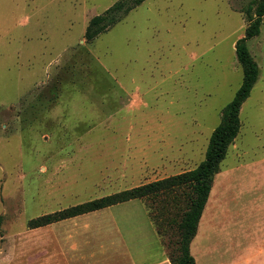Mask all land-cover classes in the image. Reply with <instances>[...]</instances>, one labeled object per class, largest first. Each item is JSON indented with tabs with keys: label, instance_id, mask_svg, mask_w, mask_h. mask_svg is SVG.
Returning a JSON list of instances; mask_svg holds the SVG:
<instances>
[{
	"label": "rangeland",
	"instance_id": "obj_1",
	"mask_svg": "<svg viewBox=\"0 0 264 264\" xmlns=\"http://www.w3.org/2000/svg\"><path fill=\"white\" fill-rule=\"evenodd\" d=\"M116 1L0 0V264L180 254L185 187L29 226L195 168L242 83L250 0H145L88 41ZM248 45L260 74L191 243L197 264H261L248 254L264 250V20Z\"/></svg>",
	"mask_w": 264,
	"mask_h": 264
},
{
	"label": "trees",
	"instance_id": "obj_2",
	"mask_svg": "<svg viewBox=\"0 0 264 264\" xmlns=\"http://www.w3.org/2000/svg\"><path fill=\"white\" fill-rule=\"evenodd\" d=\"M143 1L145 0H117L104 13L95 15L90 20L85 32L86 39L92 41ZM242 11L249 23L245 35L237 40L235 49L238 60L243 67V80L232 100L222 109L220 123L210 136L205 159L195 168L42 214L29 221L30 227L45 226L118 203L148 196H158L164 192L185 187V211L179 222L181 228L180 254L176 257H170L174 264H196L195 256L191 252V243L198 232L199 221L208 202L214 177L221 162L226 157L230 145L241 130L240 112L242 105L250 96L260 74L259 64L250 51L248 40L261 33L264 20V0H250Z\"/></svg>",
	"mask_w": 264,
	"mask_h": 264
},
{
	"label": "crops",
	"instance_id": "obj_3",
	"mask_svg": "<svg viewBox=\"0 0 264 264\" xmlns=\"http://www.w3.org/2000/svg\"><path fill=\"white\" fill-rule=\"evenodd\" d=\"M248 255H249V258H251L253 255L256 256L257 257L256 262H260L261 264H264V250H260L257 253L253 251V252H250ZM250 255H252V256H250ZM170 263H171L170 259L168 258L166 251H165V257H163V259L159 260L158 264H170ZM196 264H197V261H196Z\"/></svg>",
	"mask_w": 264,
	"mask_h": 264
}]
</instances>
